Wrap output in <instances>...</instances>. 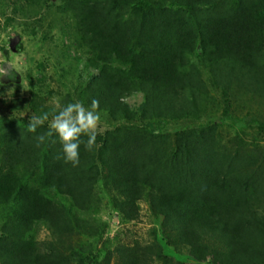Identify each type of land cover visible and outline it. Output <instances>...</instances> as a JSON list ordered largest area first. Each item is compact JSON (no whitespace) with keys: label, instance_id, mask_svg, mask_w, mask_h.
Listing matches in <instances>:
<instances>
[{"label":"trees","instance_id":"1","mask_svg":"<svg viewBox=\"0 0 264 264\" xmlns=\"http://www.w3.org/2000/svg\"><path fill=\"white\" fill-rule=\"evenodd\" d=\"M5 1L42 9L51 0ZM63 5L80 47L87 49L78 60L84 79L75 66L70 70L72 97L86 107L97 99L101 119L120 127L100 136L91 151L81 144L77 167L58 158L62 145L54 135L36 147L47 123L25 135L1 131L0 264H146L123 246L96 248L104 231L80 212L90 187L100 184L124 222H138L145 202L165 245L197 264H264V170L244 169L248 158L213 156L211 140L190 130L168 142L157 143L155 135L142 157L133 146L143 125L194 121L205 83L224 97L235 87L264 83V0ZM74 80L80 84L74 87ZM139 97L131 109L129 100ZM0 103L9 122L16 116L26 127L32 114L56 108L32 89L28 97ZM120 131L125 135L119 137ZM40 224L49 233L43 242L36 239ZM89 246L94 254L86 253Z\"/></svg>","mask_w":264,"mask_h":264},{"label":"rangeland","instance_id":"2","mask_svg":"<svg viewBox=\"0 0 264 264\" xmlns=\"http://www.w3.org/2000/svg\"><path fill=\"white\" fill-rule=\"evenodd\" d=\"M64 1L51 0L40 9L23 2L12 7L5 0H0V62H3L0 67L6 70L10 68L7 70L8 75L0 77V101L28 97L31 89L51 106L76 101L75 95L72 97L75 92L69 83L70 70L73 71L75 66L78 69L76 73L81 71L83 67L78 64V60L86 58L87 49L81 48L77 41L75 21L63 8ZM79 74L84 79L85 72ZM206 75L203 70L202 78L205 81ZM79 84L75 80L72 82L74 87ZM222 93L205 83L197 94L198 109L194 121L143 125L141 135L137 134L133 138V142L136 141L133 143L134 149H138L142 157L148 153L149 140L159 138L155 135L160 134L157 143L161 140L168 142L175 133L190 130L203 135L205 140H211L213 156L221 152L228 158H248V161H243L244 169L257 165L255 168L264 170V130L260 131L258 125L252 122L256 119L264 126V83L258 89L235 87L225 97ZM140 101V97L130 99L131 109H135ZM225 109L228 110L226 114ZM13 120L9 122L8 116L0 108V134L2 130L10 129L12 135H25L28 132L25 124L20 123L16 116ZM107 122L101 119L96 141L104 133L120 127L119 124L110 125ZM123 135L124 131H120L119 137ZM142 139L143 144L137 143V140ZM262 176L264 180V174ZM262 193L264 195V190H261ZM253 201L258 202V199L254 198ZM80 213L104 231L96 248L104 245L111 248L114 245L123 246L146 264H197L185 251L178 254L165 245L145 202L140 203V220L127 223L113 212L103 195L101 184L92 185L85 208ZM36 239L39 242L49 239L48 231L41 224L37 226ZM75 243H81L77 236ZM89 251L94 254L91 246L86 253ZM97 255L101 260L102 254Z\"/></svg>","mask_w":264,"mask_h":264},{"label":"clouds","instance_id":"3","mask_svg":"<svg viewBox=\"0 0 264 264\" xmlns=\"http://www.w3.org/2000/svg\"><path fill=\"white\" fill-rule=\"evenodd\" d=\"M6 75H8V71L4 67H0V77ZM46 123L48 131L35 137L36 147H40L47 137L54 135L62 145V157L58 158L77 167L80 163L81 144L84 145L86 151L93 150L96 144L97 131L101 123L99 101L93 98L90 106L87 107L80 101L64 105L57 104L51 114L48 112L39 115L32 114L28 118L27 130L36 133L37 129ZM82 137L86 139H82Z\"/></svg>","mask_w":264,"mask_h":264},{"label":"crops","instance_id":"4","mask_svg":"<svg viewBox=\"0 0 264 264\" xmlns=\"http://www.w3.org/2000/svg\"><path fill=\"white\" fill-rule=\"evenodd\" d=\"M9 69H10V68L8 67L7 70L9 71Z\"/></svg>","mask_w":264,"mask_h":264}]
</instances>
